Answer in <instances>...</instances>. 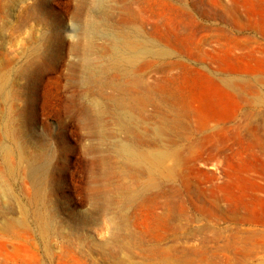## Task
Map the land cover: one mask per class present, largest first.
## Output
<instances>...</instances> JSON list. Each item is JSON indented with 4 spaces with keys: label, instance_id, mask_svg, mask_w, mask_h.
Masks as SVG:
<instances>
[{
    "label": "rangeland",
    "instance_id": "1",
    "mask_svg": "<svg viewBox=\"0 0 264 264\" xmlns=\"http://www.w3.org/2000/svg\"><path fill=\"white\" fill-rule=\"evenodd\" d=\"M41 3L0 0V78L7 79L0 87V264H177L148 259L132 239L166 229L148 219L154 208L168 211L167 200L173 225L162 246L205 245L222 256L194 264H228V257L264 264V0L96 2L91 16L104 32L137 30L170 53L138 61L145 84L132 91L143 101L123 109L127 115L76 85L82 55L72 43L85 23L82 1L46 0V10ZM107 44L96 40L98 50ZM79 94L95 123L83 116ZM115 138L180 153L178 179L144 192L156 204L153 197L140 204V182L154 177L116 157ZM97 157L107 158V182L119 197L109 210L92 192L100 184L92 182ZM218 202L232 218L196 216L199 206ZM37 212L55 233L36 227Z\"/></svg>",
    "mask_w": 264,
    "mask_h": 264
},
{
    "label": "bare ground",
    "instance_id": "2",
    "mask_svg": "<svg viewBox=\"0 0 264 264\" xmlns=\"http://www.w3.org/2000/svg\"><path fill=\"white\" fill-rule=\"evenodd\" d=\"M83 7L81 12L85 16V23L83 30L80 34L79 40L72 43V46L80 52L82 58L75 66L73 70L77 87L83 85L89 92L94 91L101 99L111 100L113 103L112 109L115 113L127 115L123 109L130 106L132 103L142 102L136 93L132 91L133 88L143 87L144 80L138 77L135 70L138 61L144 58H156L162 59L170 55L169 51L155 44V41L147 36H141L137 30L134 33L130 32H109L106 33L104 30L97 25L91 16V9L93 5L101 0H81ZM79 8V6H78ZM77 8V9H78ZM41 9L46 10V0H42ZM22 24V20L20 21ZM100 37H106L108 44L98 50L96 48V40ZM104 52V53H103ZM151 66V65H150ZM8 72V71H7ZM121 75L127 78L126 82L115 81L111 78V75ZM0 78V87H6V76L2 74ZM227 83L232 86V80L228 79ZM104 86H111L115 93L108 94ZM97 88V90H96ZM154 86H149L148 90L152 91ZM77 100L83 103L81 111L90 123H95L89 118L94 119L91 110L83 102L84 95H78ZM85 118V119H86ZM122 128H127V123H120ZM102 142H107L106 138L102 135L101 131H97ZM130 139L136 141L135 133L128 131ZM160 133V131H158ZM111 150L116 157H122L128 162L132 163L136 169H139L143 173L151 175L153 180L140 182V189L137 195L141 205L146 199H151L156 204L155 197L146 196L144 192L150 191L160 186L164 181H173L178 179V173L181 168L180 153L175 149H158V150H140L134 147L133 143L123 141L119 138H115L110 143ZM9 153V150L5 151ZM19 152L23 157V153L19 148ZM220 154L219 151L209 157L215 158ZM97 170L92 182L100 184L92 187L94 196L99 201L100 209H110L119 197L115 196V192L109 187L107 182V158L97 157L94 160ZM102 181V182H101ZM187 205V202L184 200ZM168 211L164 213H157L155 208L150 211L149 222L150 224L158 221H162L166 226V229L158 233L155 236H150L148 232L136 233L132 236V239L141 247L145 252L148 259L161 258V259H174L177 264H194L195 261H219L222 256L214 252L210 254L208 246L198 245L191 247H180L174 246H162L161 242L165 240L169 232V228L173 225V212H172V201L167 200ZM213 206V205H212ZM141 209V207H140ZM196 216L202 218H221L229 220L232 215L219 202L214 204L213 207H198L196 210ZM36 227L42 232H49V234L55 233V228L51 227V222L42 213H36L34 217ZM259 221V220H258ZM150 242H155L149 246ZM223 250L233 251L231 244H226ZM242 253L245 249H236ZM79 253V252H78ZM76 254L78 259L81 260V255ZM111 255L112 253L109 252ZM236 258L228 257V264H238Z\"/></svg>",
    "mask_w": 264,
    "mask_h": 264
}]
</instances>
